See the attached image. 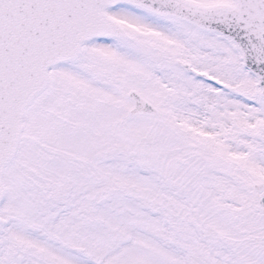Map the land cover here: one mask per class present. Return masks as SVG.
Here are the masks:
<instances>
[{
    "label": "snow or ice",
    "instance_id": "6c2138e0",
    "mask_svg": "<svg viewBox=\"0 0 264 264\" xmlns=\"http://www.w3.org/2000/svg\"><path fill=\"white\" fill-rule=\"evenodd\" d=\"M0 264H264V0H0Z\"/></svg>",
    "mask_w": 264,
    "mask_h": 264
}]
</instances>
